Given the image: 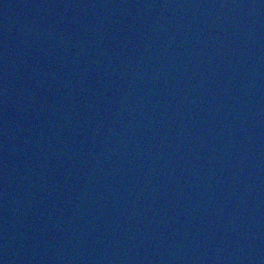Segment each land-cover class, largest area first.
<instances>
[{"label": "water", "instance_id": "95a60500", "mask_svg": "<svg viewBox=\"0 0 264 264\" xmlns=\"http://www.w3.org/2000/svg\"><path fill=\"white\" fill-rule=\"evenodd\" d=\"M0 264H264V0H0Z\"/></svg>", "mask_w": 264, "mask_h": 264}]
</instances>
